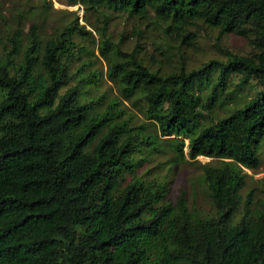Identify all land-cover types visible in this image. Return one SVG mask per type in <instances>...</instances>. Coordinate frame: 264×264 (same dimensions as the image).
<instances>
[{
	"label": "trees",
	"instance_id": "trees-1",
	"mask_svg": "<svg viewBox=\"0 0 264 264\" xmlns=\"http://www.w3.org/2000/svg\"><path fill=\"white\" fill-rule=\"evenodd\" d=\"M63 1L100 17L89 25L117 94L71 68L85 47L72 35L93 39L76 15L49 31L40 10L24 31L0 12V264H264V175L246 172L264 137V0ZM114 12L138 40L158 34L156 54L114 43ZM206 29L217 55L197 59ZM163 147L167 169L196 163L209 212L139 170Z\"/></svg>",
	"mask_w": 264,
	"mask_h": 264
},
{
	"label": "rangeland",
	"instance_id": "rangeland-1",
	"mask_svg": "<svg viewBox=\"0 0 264 264\" xmlns=\"http://www.w3.org/2000/svg\"><path fill=\"white\" fill-rule=\"evenodd\" d=\"M49 6L45 7V3ZM26 9L31 10L27 12ZM40 10H45V19H44V30L49 29L52 31L53 27H58L63 25L68 19L76 15L77 23H82L85 29L91 30L93 39L91 41L85 40V38L78 35L73 36V39L76 42L85 45L83 49L76 50L75 57L72 59L71 68H74L78 65H82L79 68L80 73H84L85 70L91 69L95 70L97 73V78L94 80L98 86V90H105L107 94L114 95L117 94L113 84L107 80L104 75L105 62L97 52L95 43L98 40V35L96 31L89 25L90 23L100 25L99 16L87 13L82 9L80 5L73 4L67 5L63 0H0V12L6 18L8 24H13V18H19L20 25L25 31L31 21L38 22V13ZM15 14L12 18V15ZM0 23H5L3 20H0ZM135 20H132L130 17H126L125 13L114 12V15L110 14L109 19L106 22L107 26L105 32L110 36V39L114 43H118L125 49H129L133 44H136L137 41H142L144 43L145 49L148 52L156 54V51L152 50L151 41L157 40V35H154L152 32L144 39H139L135 35V29L132 27L135 25ZM6 25L0 26V29L3 30ZM74 32V31H72ZM214 30H202L199 32L197 37V47L199 52H195V57L207 59L210 55H217V48L213 46L214 44ZM120 35L122 39L120 40ZM90 36L87 35L86 39ZM93 41V42H92ZM222 43L230 48L241 47L244 48V42L232 35L224 37ZM186 51V48H185ZM188 54V53H187ZM124 103H127L124 101ZM127 105V104H126ZM126 110H130L135 113L137 121L142 120L141 114L136 110V108L128 104ZM135 122V120H133ZM186 139L183 140V149ZM258 157L259 165L256 170L250 171L246 170L248 174L253 177H260L264 175V137L260 140L258 144ZM172 152L167 148L163 147V150L156 151L149 156L146 161L142 164L139 170L144 167H152V172H157L158 175H165V193L164 198L172 201L180 191H183L186 196V201L189 204H193L201 213L209 212L210 205L208 201L204 198L202 194V187L198 183V176L200 170L196 167V163H188L180 161L174 168H168V156ZM198 161L203 162L208 160L207 157L197 156ZM170 163V162H169Z\"/></svg>",
	"mask_w": 264,
	"mask_h": 264
}]
</instances>
